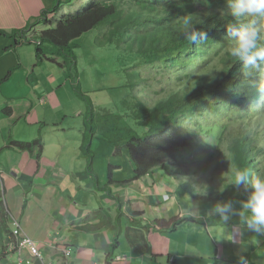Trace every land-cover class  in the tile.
Returning a JSON list of instances; mask_svg holds the SVG:
<instances>
[{"label":"trees","instance_id":"1","mask_svg":"<svg viewBox=\"0 0 264 264\" xmlns=\"http://www.w3.org/2000/svg\"><path fill=\"white\" fill-rule=\"evenodd\" d=\"M73 1L56 0L54 12ZM47 14L41 22L50 28L35 35L40 44L38 60L43 54L40 46L48 43L57 48L59 56L76 64L73 42L92 30L103 32L105 29L107 36L101 43L115 45L126 52L133 64L130 69L156 67L174 73L175 78L165 71L159 78H154L157 72L152 75L154 79H160L154 90L159 98L152 107L146 106L140 95L132 93L135 87L148 80L141 77V71L130 69L126 72L129 81L125 87L129 92L124 98L127 100L125 106L115 113L103 110L93 114L90 108L93 105L87 100L92 136L87 140L88 149L95 138H101L114 147L115 156L119 157L125 151L134 167V180L160 171L168 176L173 174L175 181L183 177L191 179L200 170L208 173L214 162L220 163V160L223 165L228 162L233 168L231 177L238 168L249 169L253 177H264V101L244 94L243 84L247 78L242 75V64L229 53L231 42L226 27L237 21L228 13L227 0H88L78 10L65 13L54 21H49ZM189 15L196 28L207 34V40L192 44L182 34V18ZM258 25L260 42L264 44V19L258 21ZM23 32H0V35L17 39L24 35ZM49 61L54 62L50 58ZM55 65L63 67L59 63ZM261 74H264V66ZM162 82L171 83L173 87L160 88ZM237 87L242 90L240 94L236 92ZM148 88L151 87L148 85ZM179 129H183V134ZM11 145L32 151L34 148L41 150L42 142H12ZM199 148L202 149L200 154ZM190 164L202 166L192 169ZM111 172L112 166L109 182H112ZM231 183L232 179L222 188L204 187L200 195L192 185L181 184L177 192L199 204L211 206L224 201L226 194L234 202L243 200L244 189H235ZM103 189L111 196L109 186ZM127 209L133 222L123 233L129 249L136 255L151 253L147 235L150 230L176 231L179 225L188 221L174 220L170 228H159L151 222L150 226L140 222L142 213L133 212L130 205ZM233 218L239 220V217ZM230 227L233 233L239 232L240 226L236 230L235 224ZM114 248L112 246V250Z\"/></svg>","mask_w":264,"mask_h":264},{"label":"crops","instance_id":"2","mask_svg":"<svg viewBox=\"0 0 264 264\" xmlns=\"http://www.w3.org/2000/svg\"><path fill=\"white\" fill-rule=\"evenodd\" d=\"M55 2L0 0V32L24 31L17 39L0 35V176L10 213L19 220L24 234L39 243L42 260H33L32 264H107L109 260L112 264H237L243 241L230 225L235 224L236 230L238 219L224 225L218 216L208 215L211 205L202 213L192 211L195 205L187 196L177 194L180 183L170 187L169 178L159 182V172L134 180V167L126 152L117 157L103 142L93 140L88 149L86 137L82 142L75 138L73 150L77 155L67 156L70 130L61 129L66 118L59 129L40 128L39 106H47L46 97L39 82L31 81L37 56L22 43L42 32L39 24L45 13L49 21L59 17L65 6L54 12ZM44 63L56 64L49 58ZM53 117L50 121L56 120ZM36 140L42 142L41 150L25 151L11 145ZM107 186L111 196L103 192ZM166 196L170 199L167 202L163 200ZM178 196L190 202L186 213H181ZM141 202L144 208L139 210ZM127 205L133 212L142 213L140 222L145 225L151 222L159 228H170L174 220L182 219H188L185 223L190 225L181 224L170 232L150 230L151 253L136 255L123 233L133 222ZM208 220L223 238L227 236L225 247L230 253L225 254V247L200 230ZM9 232L10 220L0 197V248ZM24 255L30 256L27 251ZM260 255L257 252L254 258L260 259ZM17 259L18 255L12 257L8 264H15Z\"/></svg>","mask_w":264,"mask_h":264},{"label":"rangeland","instance_id":"3","mask_svg":"<svg viewBox=\"0 0 264 264\" xmlns=\"http://www.w3.org/2000/svg\"><path fill=\"white\" fill-rule=\"evenodd\" d=\"M86 1L88 0H75L68 5H64L65 7H61L60 9V15H64L65 13H73L74 11L78 10ZM60 15L58 14L57 16L60 17ZM54 19L56 18H53L52 21H54ZM39 25V29L42 31L50 28L45 24L44 21L40 22ZM102 31L103 32H100L99 29L92 30L73 42L74 47L72 50L77 57L76 64H71L69 62V58L59 56L56 52L57 48L48 43L40 46V48L43 50V54L40 56L41 60H38L36 56H38L37 49L40 44L38 43V37H35V34L32 36V41L30 43L27 41H23L22 43L24 48H29L36 57V61L34 62L35 66L31 68V71H33L31 73V81L39 82L46 97L47 106H39L40 111L38 113V117L41 122L40 128L42 130L59 129V123H61V121L66 118V121L62 122V124L65 123V125L61 127V129L70 130L69 141L65 146V152L67 156L77 155L73 150L74 144L76 145L75 138L76 141L78 138H80L82 142L85 137L86 139L88 138V140L92 137L90 132V106L87 100L91 101L93 105L90 107L93 110V114L100 113L103 110H107L109 113H115L117 109L119 110L121 108V106H125L127 101L124 99L127 97V93L129 92L125 87L129 81L127 79L126 72L132 68L133 64H131V60L128 58V54H126V52L117 49L115 45L109 46L107 44L101 43V41L107 36V30L103 29ZM48 58L63 65V68L59 69L55 64L52 65L50 63H44ZM46 68L48 70L54 71L48 72ZM130 70L141 71V77L145 80H148V83L145 82L140 86L135 87L132 93L136 96L140 95L141 100L146 104V106L152 107L155 104V99L159 98L154 94V90L156 89L157 82H159L160 79L156 80L154 78H159L160 73L165 70L162 68L157 69L156 67H141ZM168 71L165 72L175 78L174 73H170L171 71ZM155 72H157V77L153 78L152 75ZM148 85L151 87L150 89L148 88ZM159 87L171 88L173 85L171 83L164 84L162 82ZM150 92H153V94H150ZM129 101L132 102L130 98ZM52 117L56 120L50 121ZM179 132L180 134H183V129H179ZM95 140L103 142L104 144L113 148L115 154V149L111 144L103 141L101 138H95L94 141ZM80 147H82V145H79V148ZM198 151L200 154L202 149L199 148ZM67 159L69 162L70 157H67ZM200 166L202 165L190 164L189 167L194 169ZM211 166L212 164L210 167ZM260 168L263 169V167ZM232 170L233 168L230 167L228 162L223 165L222 161L220 160V163L219 161L214 162L211 170L208 173L200 170L197 174H195L196 176L191 179L183 177L180 180L177 179V181H180L177 182L175 181L173 174L168 176V174L164 171H160L159 174L161 175H159L157 178L159 182L165 178H169L170 187H176L177 184L179 185V183L180 185L190 184L198 191V195H200L205 190L204 187L222 188L224 185L230 183L232 179ZM178 195L182 197L185 196L182 193H178ZM179 196L176 198V200L178 204H180L182 214L183 212L186 213L188 211L191 206L189 204L190 202L195 205L194 208H191L192 211L198 210L202 213L204 212V208L208 206L207 204H197L192 201L191 198L186 197L190 200L189 202L186 198H180ZM163 200L167 202L170 199L169 197L167 199L163 197ZM228 200H232L234 202L232 197L229 196V194H226L224 201ZM143 208L144 206L141 202L139 210H142ZM162 208L163 210H161V212L164 211V207ZM234 220L236 219L234 218ZM210 223L211 220L205 221V226L199 227L200 230L207 237L214 238L218 243H220L221 247H225L227 236L223 238L222 233L219 230L212 228ZM182 225L190 224L183 223ZM181 226H179V228ZM242 227L243 226L240 225L239 232L236 233L241 235V239L243 241L240 246V254L245 255L246 258H250V264H264V236H257L255 233L249 232L245 227ZM36 243L39 245L38 242ZM217 245V247H219V244ZM257 252L261 253L260 259L254 258ZM224 253H230V248L225 247ZM21 257L30 262H32L33 259L36 260L35 256L31 255H24Z\"/></svg>","mask_w":264,"mask_h":264},{"label":"clouds","instance_id":"4","mask_svg":"<svg viewBox=\"0 0 264 264\" xmlns=\"http://www.w3.org/2000/svg\"><path fill=\"white\" fill-rule=\"evenodd\" d=\"M228 13L237 23L226 27V35L231 42L229 53L242 64V75L247 78L243 84L244 94L258 101H264V44L261 41V28L258 21L264 19V0H227ZM247 21L239 23V21ZM182 34L192 43L199 44L208 39L207 34L196 28L192 17L182 18ZM241 88L236 92L240 94ZM231 186L244 189L245 198L238 202L218 201L208 211L209 216H218L224 225L233 217L249 232L264 236V177H253L247 168L234 171ZM168 196H166V199ZM238 204V207H237ZM243 251V250H242ZM237 264H250L242 254Z\"/></svg>","mask_w":264,"mask_h":264},{"label":"built area","instance_id":"5","mask_svg":"<svg viewBox=\"0 0 264 264\" xmlns=\"http://www.w3.org/2000/svg\"><path fill=\"white\" fill-rule=\"evenodd\" d=\"M0 197L4 212L10 220L9 235L7 236V240L2 246V248H0V264H8L9 260L16 255H18V259L15 264H32L34 259L32 260V262H30L21 257L23 256L25 251H27L29 255L35 256L36 260L41 261L42 256L40 255L39 245L34 240L24 234L21 223L15 216L10 213L7 207L1 176ZM66 255L68 256L69 253L67 252Z\"/></svg>","mask_w":264,"mask_h":264}]
</instances>
